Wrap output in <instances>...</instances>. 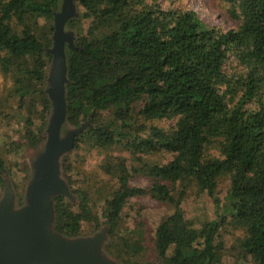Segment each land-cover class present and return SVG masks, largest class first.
Listing matches in <instances>:
<instances>
[{"label":"trees","instance_id":"1","mask_svg":"<svg viewBox=\"0 0 264 264\" xmlns=\"http://www.w3.org/2000/svg\"><path fill=\"white\" fill-rule=\"evenodd\" d=\"M216 1L234 28L206 24L184 0L165 9L158 0H76L80 17L66 24L75 33V48L66 50V126H89L61 158L75 200L54 197L57 232L85 236L106 225L108 256L112 248L124 264H153L129 259L145 251L141 232H120L128 199L147 194L175 206L155 229V264H220L229 236L237 257L264 264V0ZM60 4L0 0V72L26 110L25 135L35 152L51 112L47 48ZM33 114L41 122L36 134ZM84 151L102 156L92 175L99 181L87 188L74 179L84 173ZM6 173L0 158V187ZM101 173L110 187L99 186ZM133 174L147 176L150 186H132ZM222 181V211L198 227L186 220V191L213 197ZM121 251L131 255L122 259Z\"/></svg>","mask_w":264,"mask_h":264},{"label":"water","instance_id":"2","mask_svg":"<svg viewBox=\"0 0 264 264\" xmlns=\"http://www.w3.org/2000/svg\"><path fill=\"white\" fill-rule=\"evenodd\" d=\"M76 0H61L53 12L52 44L47 48L51 61L45 93L51 112L46 139L29 159L30 174L21 203L9 183L0 196V264H124L104 250L107 226L91 235L68 237L54 229V197L75 198L61 175V158L69 154L76 137L89 122L66 126L67 49H74L75 33L67 28L70 19L79 18ZM157 264H163L162 259Z\"/></svg>","mask_w":264,"mask_h":264},{"label":"rangeland","instance_id":"3","mask_svg":"<svg viewBox=\"0 0 264 264\" xmlns=\"http://www.w3.org/2000/svg\"><path fill=\"white\" fill-rule=\"evenodd\" d=\"M161 6L165 9L172 5L175 7L180 4V0H158ZM191 8H193L199 15V17L210 26H218L223 30H229L235 27L236 23L225 14L224 6L222 3H217L216 0H184ZM11 80L8 76L0 72V158L5 161L7 173L4 175V185L0 187L1 194L6 183H9L14 189L16 196L22 198L25 186L27 184L30 168L29 159L34 154V150L29 145V137L25 135V122L24 114L25 108H20L19 101L12 97L10 94ZM40 107L39 105L36 106ZM34 125L33 132L36 134L37 128L40 127V119L33 114ZM172 125V121L167 123ZM84 161L82 168L84 173L81 176H75V180L81 181V186L87 188L92 186L96 181L94 170L97 169L102 156L97 155L94 151H84ZM113 154L121 155L122 157H128L126 152H120L119 150H113ZM168 158H166L167 160ZM165 161V159H164ZM129 165V162L127 163ZM130 166V165H129ZM99 184L108 185V176L105 174H99ZM114 183V182H113ZM130 184L132 186L146 189L150 186V179L142 174H133L130 178ZM228 183L226 181L220 182L218 188L214 193V198L208 196L206 193H197L196 190L189 188L184 195L180 210L182 211L186 220L191 221L195 226H199L200 223L214 219L218 213L222 210L224 198L226 196ZM99 203L97 207V213L100 215L101 210ZM175 206L172 204L159 203L152 199L147 194H141L132 198H129L125 206L121 211L120 232H131L132 230L142 233L143 243L145 251L139 256H129L126 252L121 251L120 257L123 259H133L135 261L149 260L156 263L154 254L152 253V239L154 232L159 222L167 215L173 213ZM82 230L85 233L91 232L89 225L84 223ZM96 232V231H95ZM90 233L89 235L93 234ZM226 245V251L221 259L220 264H252L250 259H243L237 257V252L234 250L236 244L234 238L231 236L224 238ZM112 258L117 256L116 250L111 248ZM120 261V260H119Z\"/></svg>","mask_w":264,"mask_h":264}]
</instances>
